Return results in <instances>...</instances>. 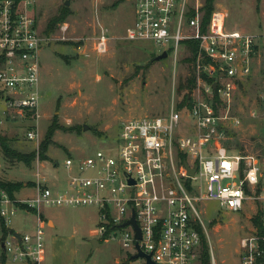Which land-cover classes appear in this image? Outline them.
<instances>
[{
	"label": "built area",
	"instance_id": "built-area-1",
	"mask_svg": "<svg viewBox=\"0 0 264 264\" xmlns=\"http://www.w3.org/2000/svg\"><path fill=\"white\" fill-rule=\"evenodd\" d=\"M130 1L134 19L125 30V41L150 42L160 53H189V57L190 43H196L191 65L197 92L188 93L190 103L183 114L175 106L165 116L120 122L111 144L78 163L80 172L71 175L75 161L65 159L67 173L59 184L48 186L41 179L36 193L21 200L0 190V218L6 227L17 209L36 213L35 228L17 233L19 239L9 228L0 243L7 260L40 264L44 208L95 209L97 234L110 235V240L119 237L126 264H147L145 257L131 258L138 253L136 244L154 264H200L205 227L198 206L205 202H216L226 213L249 208L254 217L260 215L264 229V159L224 144V121L230 117L223 116L220 108L234 85L250 76L259 37L228 30V14L222 8H214L203 25V0ZM31 6L32 0H0V137L7 123L29 122L26 137L37 141L39 52L44 40ZM97 27L94 50L104 54L109 38L99 22ZM184 115L192 124L187 134L180 133ZM188 169L195 171L190 175ZM132 217L141 233L139 240L132 225L122 227ZM239 260L264 264L260 230L255 228L239 240Z\"/></svg>",
	"mask_w": 264,
	"mask_h": 264
},
{
	"label": "rangeland",
	"instance_id": "rangeland-1",
	"mask_svg": "<svg viewBox=\"0 0 264 264\" xmlns=\"http://www.w3.org/2000/svg\"><path fill=\"white\" fill-rule=\"evenodd\" d=\"M32 1L44 40L39 52V139H27L29 122L8 121L1 136L15 153L33 155L27 165L5 157L0 148V183L19 185L15 200L33 196L41 179L48 186L61 183L68 157L75 161L70 174L80 172L78 163L111 144L120 122L165 116L175 106L183 114L185 106L179 107L180 102L197 92V87L179 88L193 74L186 60L189 53H169L155 61L160 49L152 43L124 40L134 19L130 0ZM213 7L227 12L228 30L259 37L250 76L238 81L220 106L223 116L239 121L237 125L230 118L224 121L222 141L237 152L264 159V0H215ZM98 22L109 38L104 54L94 50ZM183 121L180 133H190L192 124L186 115ZM41 146H46L43 154ZM198 211L210 264H240L239 240L256 228L250 209L226 213L209 201L199 205ZM35 214L17 209L9 226L21 234L30 231ZM40 220L45 232L41 264H126L119 237L110 240V235L100 238L97 234L95 209L44 208ZM1 221L0 240L7 235L1 231ZM93 239L100 246L92 248ZM4 258L0 245V264H12Z\"/></svg>",
	"mask_w": 264,
	"mask_h": 264
},
{
	"label": "trees",
	"instance_id": "trees-1",
	"mask_svg": "<svg viewBox=\"0 0 264 264\" xmlns=\"http://www.w3.org/2000/svg\"><path fill=\"white\" fill-rule=\"evenodd\" d=\"M214 1L215 0H204L203 25H205V26L207 25V23L210 19L211 13L214 9V7H213ZM196 46H197L196 43H190V47H191L193 53H191V57L186 59L189 63L192 62L193 57L196 55V53H195ZM195 87H196V80H195V76L193 73L186 80L185 84H181L179 88L180 89L188 88V89L192 90ZM189 101H190L189 96L188 95L184 96L183 100L179 104V107L187 105L189 103ZM0 148H1V151L3 152L5 157H8L9 159H15V160L20 161V162H24L27 165H29L31 158L33 156V155L25 156V155H21V154H18V153H15L14 151H12L11 148L7 145L5 137H0ZM45 150H46V146H41V149H40L41 154H43V152ZM0 190H3L11 199H14L13 193L19 190V185L0 183ZM253 224L255 225V227L258 230H260V233L264 234V229H262V227H261L259 214H257L255 217H253ZM1 231L4 234L8 233V230L6 229L4 221H1ZM3 238L0 240V243L2 242ZM2 257H4L3 254H2ZM4 260L6 261L5 258H4ZM200 264H210V256L208 254V249L206 247L205 240H204L202 233H201Z\"/></svg>",
	"mask_w": 264,
	"mask_h": 264
},
{
	"label": "water",
	"instance_id": "water-1",
	"mask_svg": "<svg viewBox=\"0 0 264 264\" xmlns=\"http://www.w3.org/2000/svg\"><path fill=\"white\" fill-rule=\"evenodd\" d=\"M68 4H69L68 1H66L65 5H68ZM167 55H168V54H167L166 52H163V53H160L159 55H157L156 57H153V58H154L155 61H159V60L165 59V58L167 57ZM213 88H215V84L213 85ZM84 129H86V127H84ZM188 171H189V174L192 175V174L194 173L195 169H188ZM128 225H132V226H133V228H134V230H135V238H136L137 240L141 239V233H140V230H139L137 224L135 223V219H134V217H132L131 220H129V221H127L126 223H124V224L122 225V227H126V226H128ZM14 236L17 237L18 239L20 238L19 235H17L16 232L14 233ZM91 245H92V248H94L95 245H98V246H99V243H98V241H97L96 239H93V240L91 241ZM1 247H3L2 244H1ZM136 249H137L138 253L135 254V255H133V256L131 257L132 259H138V258H144V257H145V258L147 259V264H154L153 262H151L149 256L144 255V254L141 252V250H140L139 247H138V244H136Z\"/></svg>",
	"mask_w": 264,
	"mask_h": 264
},
{
	"label": "crops",
	"instance_id": "crops-1",
	"mask_svg": "<svg viewBox=\"0 0 264 264\" xmlns=\"http://www.w3.org/2000/svg\"><path fill=\"white\" fill-rule=\"evenodd\" d=\"M255 58H256V55L254 56V58H253V66H254V61H255ZM35 226H36V220H35V222L34 221H32V223H31V227H30V230H33L34 228H35ZM11 230H13L11 227H9ZM14 231V230H13ZM14 232H16V233H19L18 231H14ZM99 243V242H98ZM99 246H100V243H99ZM6 259V258H5ZM43 259V258H42ZM9 262L10 260H7L6 259V261L5 262ZM43 261V260H42ZM12 262V261H11ZM12 264H30V263H27V262H19V263H14V262H12ZM40 264H41V262H40Z\"/></svg>",
	"mask_w": 264,
	"mask_h": 264
}]
</instances>
